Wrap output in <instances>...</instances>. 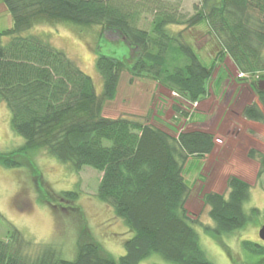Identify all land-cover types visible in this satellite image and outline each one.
<instances>
[{
  "label": "trees",
  "instance_id": "trees-1",
  "mask_svg": "<svg viewBox=\"0 0 264 264\" xmlns=\"http://www.w3.org/2000/svg\"><path fill=\"white\" fill-rule=\"evenodd\" d=\"M1 1L12 25L0 31V102L8 107L10 126L24 142L0 152V164L33 166L30 156L43 150L76 172L86 165L94 168L100 174L97 198L132 236L124 241L125 252L118 258L92 238H84L77 242L73 258L65 259L48 243L34 255L26 253L29 241L11 226L0 239V264H138L153 253L171 264H214L201 246L196 226L219 240L254 221L260 210L244 209L249 183L230 175L226 194L203 193L212 225L203 224L185 207L190 187L184 167L191 157L200 160L213 150L214 136L198 129L171 133L147 119L109 117L102 110L105 101L114 99L125 70L191 104L199 103L208 96L217 63L229 57L239 72L255 76L249 85L260 104L244 105L242 115L263 121L264 0H204L185 19L161 0ZM148 9H156L149 29L138 27L140 12ZM44 20L99 25L101 33L118 34L129 45L132 60L98 55L95 68L102 87L97 92L92 77L63 50L44 36L23 34ZM199 23L207 25L218 45L209 65L183 40L181 31L168 28ZM247 155L257 159L259 178L264 174V152L251 148ZM78 192L63 190L59 196L73 201ZM240 247L264 261L263 241L242 239Z\"/></svg>",
  "mask_w": 264,
  "mask_h": 264
},
{
  "label": "rangeland",
  "instance_id": "rangeland-1",
  "mask_svg": "<svg viewBox=\"0 0 264 264\" xmlns=\"http://www.w3.org/2000/svg\"><path fill=\"white\" fill-rule=\"evenodd\" d=\"M161 1L172 4L176 13L185 19L192 16L204 0ZM155 10L140 12L137 26L149 29ZM11 25L12 17L0 0V31ZM168 28L173 32L181 31L183 40L191 44L200 59L211 64L218 45L206 24L190 27L171 24ZM100 30L99 25L82 27L44 20L23 34L44 36L53 46L63 50L92 77L99 92L102 80L95 68V58L104 54L128 59L131 54L129 45L118 34L101 33ZM254 77L239 72L231 59L225 57L212 73L208 96L191 104L151 79L132 76L125 70L121 73L114 99L103 105L102 113L109 117L121 115L147 119L171 133L180 129H198L214 136L213 150L200 160L191 157L184 167V177L190 187L185 207L189 215L201 223L212 225L208 208L202 201L203 193L226 194V180L230 175L249 183L250 194L244 209L249 211L256 207L260 210L254 221L231 234L222 235L219 240L206 235L201 226H196L201 246L214 264H264V261L259 262L261 256L240 247L242 239L262 243L257 232L264 223V174L257 178L258 161L247 155L251 148L264 152V120H248L241 113L246 104H260L249 85ZM23 142L24 138L10 126L8 107L0 102V152L11 151ZM30 157L33 166L6 167L0 164V239H5L10 227L14 226L29 241L26 253L31 255L48 243L56 247L62 258L71 259L77 242L84 238H92L115 258L122 255L124 241L132 236V232L116 218L107 204L97 198L99 172L87 165L76 172L43 150ZM63 190H78V196L73 201H66L59 196ZM153 263L171 264L156 253L138 264Z\"/></svg>",
  "mask_w": 264,
  "mask_h": 264
},
{
  "label": "water",
  "instance_id": "water-1",
  "mask_svg": "<svg viewBox=\"0 0 264 264\" xmlns=\"http://www.w3.org/2000/svg\"><path fill=\"white\" fill-rule=\"evenodd\" d=\"M262 88H264V85H262ZM257 233L259 238L264 242V223L260 225Z\"/></svg>",
  "mask_w": 264,
  "mask_h": 264
}]
</instances>
